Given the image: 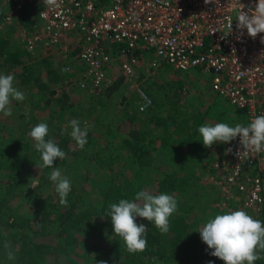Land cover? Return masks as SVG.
Listing matches in <instances>:
<instances>
[{"label":"rangeland","instance_id":"obj_1","mask_svg":"<svg viewBox=\"0 0 264 264\" xmlns=\"http://www.w3.org/2000/svg\"><path fill=\"white\" fill-rule=\"evenodd\" d=\"M37 5H39L38 2L23 6L27 8L24 11L25 17H23L20 14L23 7L11 8L5 0H0V74L14 75V87L25 94L23 101H12L11 116L0 114V137L11 132L18 138H25L34 148L35 141L27 134L28 124L23 126L22 121L24 117H27L28 110H31L36 124L47 123L49 136L46 139H52L58 145L61 135L56 134V130L53 129L59 127L65 133L71 129L70 121L78 119L81 128L87 127L88 130L86 145L80 149L71 138V131L68 130L66 147L77 148L76 153L73 154L75 157L72 158V154L68 153L66 157L69 159H64L60 161L61 164L53 167H59L62 175L70 180L80 178L83 172L88 170L89 178L93 179L92 182L84 181L85 188L89 191V198L95 196L99 182L105 179L107 173L86 156L89 153L93 154L100 148L99 146L104 144V141L114 145L125 132L124 126L126 125L122 123V120L128 116L131 117L135 127L143 129L144 140L152 138L155 140L154 145L157 144L160 128L150 123V117L154 114L162 115L164 111H168V114L177 118L189 115L194 118L199 115V127L205 123L215 125L222 122L230 126L243 124L244 112L214 93L209 85V73L198 67L178 70L159 61L153 71L146 69V65L142 64L135 69L132 75H126L118 66V58L113 53L101 84V87L114 86L110 95L102 98L89 95L78 85L83 65L75 56L77 50L72 52L73 46L77 45L74 33L66 34L58 44L48 45L40 40L41 42L36 43L32 52L24 47L22 37L24 33L32 29L31 24L39 8ZM4 15H8L9 18L4 19ZM62 44H67L68 50L58 53ZM4 50L20 53V58L23 60L39 63L36 79L28 85L20 84L15 74L20 67L16 65L12 67V70H7L6 65L1 63ZM62 53L66 54L63 58ZM62 93H66V98L62 97ZM45 97H49V100L46 101ZM58 97H62L65 101L59 102L56 100ZM140 105L143 106L142 109ZM117 123H120L119 128ZM52 124L55 127H50ZM220 147L221 143H214L211 147H205L202 143V147L200 145L201 160H186L183 163L181 171L187 174L185 189L173 194L178 201L177 212L184 214L196 231L215 215L227 211L242 209L255 218L251 212L242 207L239 195L233 188H230L227 197L221 193L222 190L218 183L219 172L213 166ZM188 151L189 149L183 148L180 152L175 150L156 152L153 160L154 166L149 165L153 167H148L147 171L139 172L134 166L126 164L122 173L128 178H134L133 180L138 184L145 183L151 186L152 182L159 180L165 168L169 171L176 170L178 154L187 155ZM31 152L35 153L34 150ZM167 154H171L172 158L166 159ZM72 161L74 162L70 163ZM85 163H87L86 166ZM31 168L35 172L40 167L33 164ZM255 219L264 222V212ZM197 233L200 234L198 231ZM6 241L11 244L7 239L4 243ZM200 241L203 242L201 238ZM201 245L204 257L200 264H209V262L224 264L219 258L210 255L212 250L208 249L204 242ZM4 251L7 250L4 248ZM73 253L78 255L77 252ZM70 257L76 260L73 264H100V261L93 256L89 259H82L71 254ZM0 264H2L1 256ZM164 264L175 263L166 261Z\"/></svg>","mask_w":264,"mask_h":264},{"label":"trees","instance_id":"obj_2","mask_svg":"<svg viewBox=\"0 0 264 264\" xmlns=\"http://www.w3.org/2000/svg\"><path fill=\"white\" fill-rule=\"evenodd\" d=\"M22 9L20 14L25 17L24 11L27 8ZM77 45L73 46L72 52L79 48V44ZM2 55L1 63L6 65L5 69L12 70L16 65L20 67L15 71L20 84L28 85L36 79L39 63L23 60L20 53L9 50H4ZM113 87L105 85L98 95H89L106 97ZM63 96L66 98V93H62ZM62 97L56 100L65 101ZM45 100L48 101L49 97H45ZM167 112L150 117V123L160 128L155 145L152 138L144 140L143 129L135 127L130 116L123 119L122 123L126 125L123 136L114 145L104 141L93 154L86 156L107 173L105 179L99 182L95 196L89 198V191L85 188L84 181H93L89 178L88 170H85L80 178L70 180L71 191L67 197V206L59 203L55 185L49 179L50 169L39 168L33 172L32 165L40 166L42 161L40 154L28 141L11 132L0 137L2 264H73L76 260L70 257L71 254L82 259L93 256L106 264H164L166 261H173L175 264H200L204 257L201 245L203 242L184 214L176 211L169 219V231L163 234L151 222L137 217L136 222L144 224L148 229V246L145 251L137 253H129L119 237H112L111 219L106 215L110 203H118L121 199L134 200L135 193L140 190L149 191L153 195H173L185 189L187 174L181 171L184 161H200L202 158V137L198 132L200 116L177 118ZM22 121L23 126L28 124L27 134L37 125L31 110H28L27 117ZM119 125L117 123L118 128ZM50 127L55 126L52 124ZM53 130L61 135L58 144L60 149L66 154H72L74 158L77 148L66 147L67 132L71 129L65 133L59 127ZM183 148L189 149V154H178V165L175 166L177 169L169 171L165 168L159 180L153 179L155 181L151 186L138 184L134 178H128L122 173L126 164L134 166L139 172L147 171L148 167L154 166L156 152H180ZM169 157L172 158L171 154H167L166 159ZM64 159L69 158L65 156ZM62 160H55L53 166L61 164ZM162 163L164 165V160ZM5 239L11 242L14 260L7 258V251H4ZM260 255L264 257V252H260ZM254 264H264V258L258 259Z\"/></svg>","mask_w":264,"mask_h":264},{"label":"built area","instance_id":"obj_3","mask_svg":"<svg viewBox=\"0 0 264 264\" xmlns=\"http://www.w3.org/2000/svg\"><path fill=\"white\" fill-rule=\"evenodd\" d=\"M5 1L15 9L40 5L22 37L29 52L40 40L53 45L76 35L75 56L83 65L78 85L89 94L101 91L114 53L126 75L142 64L153 71L159 61L178 70L201 68L209 73L211 90L244 112L242 125L264 115V33L253 38L237 27L240 11L255 16L264 0H57L53 7L43 0ZM67 50L62 44L57 52ZM239 151V136L221 143L213 166L221 193L227 197L233 188L256 218L264 212V151L240 158Z\"/></svg>","mask_w":264,"mask_h":264},{"label":"clouds","instance_id":"obj_4","mask_svg":"<svg viewBox=\"0 0 264 264\" xmlns=\"http://www.w3.org/2000/svg\"><path fill=\"white\" fill-rule=\"evenodd\" d=\"M208 2L209 0H205V3ZM43 4L58 6L57 0H43ZM256 8L255 16H249L241 10L237 17V27L241 30L247 29L248 35L253 38L258 33H264V2L257 3ZM24 99L25 94L14 87V75L0 74V114L11 116L12 101ZM70 127L71 138L83 149L87 143V127L82 129L78 119L71 120ZM198 132L205 147H211L214 143H228L239 136V158L249 152L264 151V115L254 117L246 126H230L222 122L215 125L205 123L199 127ZM28 135L35 141L34 149L41 156L42 163L39 167L53 169L49 179L55 185L59 203L67 206L71 181L62 175L59 167H53L54 161L64 159L66 153L54 140L46 139L49 136L47 123L35 125ZM226 151L230 152L231 149ZM177 210L178 201L174 195H153L149 191L140 190L135 193L134 200L121 199L118 203H110L106 215L111 219L112 237H119L129 253H137L145 251L148 246V229L144 224H138L136 218L146 219L163 234L169 231V219ZM197 231L208 249L212 250L210 255L219 258L224 264H254L258 259L264 258L260 255V252H264V222L253 218L242 209L217 214ZM4 248L7 250V258L14 260L11 244L6 241ZM100 264L106 262L101 261Z\"/></svg>","mask_w":264,"mask_h":264},{"label":"crops","instance_id":"obj_5","mask_svg":"<svg viewBox=\"0 0 264 264\" xmlns=\"http://www.w3.org/2000/svg\"><path fill=\"white\" fill-rule=\"evenodd\" d=\"M219 152V151H218Z\"/></svg>","mask_w":264,"mask_h":264}]
</instances>
